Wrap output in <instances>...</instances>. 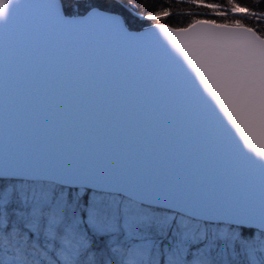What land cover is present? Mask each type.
Instances as JSON below:
<instances>
[{
	"label": "water",
	"instance_id": "water-1",
	"mask_svg": "<svg viewBox=\"0 0 264 264\" xmlns=\"http://www.w3.org/2000/svg\"><path fill=\"white\" fill-rule=\"evenodd\" d=\"M91 8L69 15L62 0H20L0 21V166L264 213V169L156 23L131 29Z\"/></svg>",
	"mask_w": 264,
	"mask_h": 264
},
{
	"label": "snow or ice",
	"instance_id": "snow-or-ice-1",
	"mask_svg": "<svg viewBox=\"0 0 264 264\" xmlns=\"http://www.w3.org/2000/svg\"><path fill=\"white\" fill-rule=\"evenodd\" d=\"M19 2L0 0V21L13 17ZM187 3L224 19L193 17L185 27H154L219 107L231 126L225 131L238 135L233 139L242 155L264 169V32L243 22L264 23V9L242 6L238 0ZM53 7L58 21L74 23L56 3ZM117 11L116 0H95L88 17ZM171 14L165 8L146 19L160 21ZM118 31L126 30L118 26ZM37 175L0 166V264H42L43 259L57 264L53 256L62 264H113L116 255L119 264H264V213L177 202L139 188L119 187L113 194L102 181L77 187L74 174L41 189L37 199L24 187ZM220 221L228 223L227 230L213 226ZM39 235L53 247H41L35 239ZM119 237L140 243L129 254L127 245L122 250L110 243Z\"/></svg>",
	"mask_w": 264,
	"mask_h": 264
},
{
	"label": "trees",
	"instance_id": "trees-1",
	"mask_svg": "<svg viewBox=\"0 0 264 264\" xmlns=\"http://www.w3.org/2000/svg\"><path fill=\"white\" fill-rule=\"evenodd\" d=\"M207 2H215V3H226V0H207ZM242 6H248L253 8L254 10H262L264 9V0H238ZM64 11L66 14L74 15V14H82L94 6L95 0H62ZM116 3L119 5L120 13L127 26L131 29H142L146 26H149L153 23L159 22L164 23L172 27H185L191 21L193 17L195 18H203V19H217L223 20L222 17H213L208 14V10L204 9L197 5H191L187 3V0H116ZM167 8L172 14L161 18L160 21L148 20L147 16L154 14L156 11L163 10ZM143 16V17H141ZM145 17V18H144ZM245 23L250 26L257 27L258 31L264 32V23L257 24L254 20L244 19ZM53 182L48 181H32L26 184H33L34 189L41 190L45 188L47 185L52 184ZM170 214H174L170 212ZM216 226H225L228 229L229 225L224 223L214 224ZM258 235V233H257ZM36 240L39 241L41 247L47 245L49 248H52L53 245L49 244L43 235H39L35 237ZM56 243H59L58 241ZM113 248L121 247L122 250L124 245L128 246L127 251L131 254V250L139 244V241H133L127 237H119L118 239H114L110 241ZM3 255V252L0 251ZM195 253L193 252V256ZM57 260V264H62V262L57 259L55 256L52 257ZM105 258H108V255L105 254ZM189 259H192V256H189ZM121 257L116 255L113 257V264H119ZM42 264H48L47 259L42 260Z\"/></svg>",
	"mask_w": 264,
	"mask_h": 264
},
{
	"label": "rangeland",
	"instance_id": "rangeland-1",
	"mask_svg": "<svg viewBox=\"0 0 264 264\" xmlns=\"http://www.w3.org/2000/svg\"><path fill=\"white\" fill-rule=\"evenodd\" d=\"M143 17V16H142ZM148 17V16H147ZM145 18V17H144ZM156 23H159V22H156ZM155 24V23H153ZM152 25V24H151ZM24 187L29 190V193H30V196L32 193H35L37 199H39V195H40V191L41 190H38V189H34V185L33 184H25ZM216 227V226H215ZM220 229H223V230H227L225 226H219ZM0 258H3V255L1 254L0 252Z\"/></svg>",
	"mask_w": 264,
	"mask_h": 264
},
{
	"label": "bare ground",
	"instance_id": "bare-ground-1",
	"mask_svg": "<svg viewBox=\"0 0 264 264\" xmlns=\"http://www.w3.org/2000/svg\"><path fill=\"white\" fill-rule=\"evenodd\" d=\"M219 223V222H218ZM224 224H226V223H224Z\"/></svg>",
	"mask_w": 264,
	"mask_h": 264
}]
</instances>
